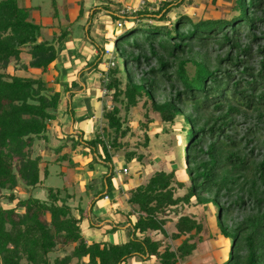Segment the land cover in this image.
<instances>
[{
  "label": "trees",
  "instance_id": "1",
  "mask_svg": "<svg viewBox=\"0 0 264 264\" xmlns=\"http://www.w3.org/2000/svg\"><path fill=\"white\" fill-rule=\"evenodd\" d=\"M217 1L209 0V4L214 6ZM230 1L232 13L227 17H199L193 21L187 15H176L167 25H148L145 21H166L169 12L184 0H160L153 12L147 7L122 16L117 14L119 9L109 8L108 1L88 11L86 27L81 29L97 55L78 73L86 69L98 71L97 66L103 63L105 50L88 35L91 17L102 12L124 25L133 24L115 39L122 68L112 65L98 72L100 90L110 94L111 108L103 104L100 115L108 131L94 134L89 140H83L79 132L69 145L71 151L76 147L87 149L92 156L89 159L104 164L101 187L106 191L113 174L114 155L122 154L125 163L135 161L148 167L147 175L141 176V182L128 192L126 216H134V222L130 224L127 218V238L120 244L87 242L79 229L85 212L71 205L72 195L65 187L45 185V180L53 175L55 163L71 164L69 154L62 153L49 161L32 153L35 141H47L49 122L55 119L61 94L70 93L68 87L54 91L40 76L21 77L4 72L11 61L13 68L45 72L57 58L55 45L62 43L67 32L60 30L50 40H39V25L33 22L30 8L15 0L0 1V199L11 204L0 205V264H124L131 259L180 264L195 249L193 239L202 229L201 223L185 211L192 203L211 205L215 210L219 237L228 241L226 258L220 264H264V207L255 189L257 179L264 182V160L257 164L247 160L234 149L235 142L223 135V128L232 124L234 115L246 116V111H253L258 119L264 117V20L257 17L264 8V0ZM79 4L80 17L83 9ZM51 6L55 11L54 0ZM259 29H263L260 36L256 35ZM209 45L226 50L225 58L217 57L215 67L205 59H191L194 71L188 74L179 59L181 55L189 53L193 46L207 49ZM23 49L28 56L26 64L19 60ZM151 60L155 62L153 67L149 66ZM143 63L147 69L135 79L136 69ZM54 81L58 84L57 78ZM165 88L168 94L156 100ZM140 101L141 107L149 105L162 125H173L177 117L182 120L184 148L179 167L188 180L187 186L181 176L177 179V167H152L144 151L124 148L126 143L121 140L130 129L122 128L124 118L120 119L119 113L126 114ZM63 106L65 113L70 114L68 99ZM214 112L223 115L213 118ZM143 116L144 124L139 127L147 128L151 121L147 112ZM210 120L212 125L208 126ZM141 146H147L146 135ZM63 148L59 145L54 151L59 153ZM59 171L58 175H62V169ZM249 173L252 177L246 180ZM242 182L248 185V200L252 199L247 204L249 211L242 208L245 201L238 195L221 205L220 194L228 195L234 186L241 189ZM20 189L27 192L25 197H18ZM40 189L45 192L43 200L32 193ZM177 191L182 193L178 195ZM74 210L78 212L77 218ZM178 210L182 212L172 222L173 231L167 233V224L171 223L167 214L177 215ZM237 210L246 213L232 219ZM178 239L181 241L174 247L167 242ZM58 246L70 247V252L50 260L49 255Z\"/></svg>",
  "mask_w": 264,
  "mask_h": 264
},
{
  "label": "rangeland",
  "instance_id": "2",
  "mask_svg": "<svg viewBox=\"0 0 264 264\" xmlns=\"http://www.w3.org/2000/svg\"><path fill=\"white\" fill-rule=\"evenodd\" d=\"M1 1V0H0ZM17 4L25 7L32 8V11L35 10L37 12L38 19H42L45 24L49 23L51 20H53V23H55L57 20L62 18H69L70 10L72 6H80L79 1L77 0H54L55 5H57V8L52 9L51 1L52 0H15ZM103 2V0H100ZM135 0H108L109 8L110 9H125V8H140L139 1L137 0L136 5H133ZM144 4L141 7L147 8L150 12H153L156 10V7L160 0H143ZM174 1V0H171ZM148 3V5H146ZM97 3H94V6H96ZM106 5V4H103ZM232 1H221L218 0L216 2V5L209 4V0H184V2L178 6L176 9H173L169 12L167 15L166 21H152L147 20L145 21L148 25H167L172 23L175 20L176 15H187L190 17L193 21L197 20L199 17L209 18L214 17L216 19L227 17L229 14H231V8ZM133 7V8H132ZM91 9V7L89 8ZM89 9L85 14L88 13ZM139 9V10H141ZM129 13V12H128ZM54 14V15H53ZM98 13H96L97 15ZM36 15V14H35ZM95 15V16H96ZM99 16H103L102 14ZM257 17L259 19L264 20V8L257 13ZM85 19V18H84ZM83 17L77 16L75 23L74 21L71 22L73 25V31H75V34L72 31L73 36L80 35L81 39L83 40V43H87L89 46L92 47V49L95 51V55L93 57H89L86 61V63L91 62L97 55L96 49L92 46V44L86 39V36L84 35V32H82L81 27L85 26ZM94 19V18H93ZM97 19V18H96ZM48 20V22H47ZM95 20V19H94ZM99 21V20H98ZM95 21L92 20V24ZM116 20L112 19L109 15H105L104 22L101 23L102 28L108 33V36H106L105 39H103L101 42L97 43L99 48H102L103 50L109 51V54L103 55L101 57V61L104 62L106 59H109L106 61L107 64L111 63L114 66H117L119 68H122V63L120 60V57L118 53L116 52L115 48V39L122 34V32L125 30L124 28L128 26L133 25L132 23H128L123 25V28H117L115 26ZM126 23V22H125ZM86 27V26H85ZM89 27V26H88ZM92 27H89L88 35L91 39L92 38ZM263 31L259 29V31L256 32V35L260 36V33ZM52 37V34H51ZM261 44V43H260ZM262 46V44L260 45ZM26 49L21 50L20 54V62L22 64H26L28 61V56L26 55ZM226 50L219 49L216 46L209 45L207 49H200L197 47H191V50L189 53H185L181 55L179 58L181 61H183V68L187 71L188 74H193L194 66L190 62L191 59L199 60L203 62V59L207 60L210 66L215 67L216 62L215 59L217 57L223 59L225 58ZM255 61V58H253L250 62L253 63ZM105 63V64H106ZM150 67H153L155 62L153 60L149 61ZM129 69L133 71L132 65L128 62ZM13 62L6 67L4 70L5 73L9 75H16L21 77H38L40 76L44 81L47 83V87L50 90L56 89V84L54 79L58 77L55 75V71L52 68H49L41 73L38 71H34L31 69L22 70L17 66L16 68H13ZM98 68V67H97ZM107 68V67H106ZM222 68V67H221ZM145 64H140L138 69H136V73L134 74V78L136 79L140 75V71L146 70ZM220 69V67H219ZM93 70L94 69H90ZM92 73V72H91ZM90 73V74H91ZM76 77V76H75ZM73 83L77 84L78 80L77 78H72V81L70 83H66L68 86V89H70L73 85ZM58 85L61 86L60 81L58 79ZM78 85V84H77ZM63 86V85H62ZM60 91V90H58ZM73 92V90H71ZM69 93L68 96L71 99V102L69 101V110H71V113H68L69 119L75 120L76 113H75V100H74V93ZM162 94L159 97H156V100L160 101L165 95L168 94V89H164ZM172 92H169L171 94ZM63 97L64 94H61ZM99 96L105 100V102L102 103L106 105L107 109L111 108V100H110V94L107 93L106 95L101 94V90L99 93ZM142 101V100H141ZM141 101L138 103V105L135 108H131L126 114H124L122 111L119 113L120 119L124 118V121H122V128L128 127L130 129V132H128L124 138H122L121 142L126 143L125 149L126 150H141L145 153V159H148L150 161H154V166L162 168L164 170H170L172 168L177 167L178 170L176 172L177 179H182L185 182V185H188V180L185 179L183 171L181 170L182 167H179V164L181 163L182 159V152L184 148V142L183 137L184 133L181 129L182 126V120L177 117L173 123V125L168 124H161L159 122L158 116L155 113H152L149 110V105L146 107H141ZM119 106V105H117ZM96 111H95V119L93 122V126L95 127V133L97 135L104 134L107 132L106 123L104 120H102L98 114H99V103L96 104ZM147 112V119L151 122H149L147 125V128H141L139 127L140 123L144 124L145 118L143 116V113ZM261 112L264 114V111L261 110ZM257 112L253 111H246V116L243 115H234L232 116V124L223 128V135H227L229 139H231L233 142H235L234 149L238 150L241 155H245L247 157V160L254 162L255 164L260 163L262 160H264V117L258 119L256 116ZM101 115V114H100ZM223 115L222 112H214L211 113V117L217 118L219 116ZM223 118L217 120L216 124H221V120ZM53 121V120H52ZM50 121L49 127L50 129H53L56 127V125ZM56 121V120H55ZM85 124H82L79 126L80 131H84ZM212 125V121H209L208 126ZM103 131V132H102ZM94 134L89 137V139L94 138ZM147 136V146L143 147L141 146L143 142V136ZM222 135V137H223ZM83 139V138H82ZM88 139V140H89ZM84 140V139H83ZM58 140H53L50 144L51 147L48 149V151H45V148L43 146V143H40L38 141H35L32 146V153L33 154H39L42 155L43 158H47L49 161H53L56 157L62 155L61 152L56 153L52 152V148L54 149L56 145H62L61 142H57ZM145 148V149H143ZM81 147H77L74 151L69 150V147H66V149L63 151L64 153L69 154L73 159L70 160V165L68 166L66 164V161L60 162L59 164L55 163L56 166H53L52 173L53 175L49 176L45 180V185L62 188L65 187L66 191L72 195L71 199V205L78 206L80 210L85 212L87 214L89 212V208L91 204H96V202L102 203V193L108 192L111 194L112 185L110 183L109 179V187L108 191H106L101 187L102 185V176L96 177L97 172L101 170V164L97 162V159L88 160L92 156L88 152H82ZM87 150V149H86ZM109 151H111L109 149ZM97 153L99 154V149L97 150ZM111 153V152H110ZM118 155V154H117ZM120 157H122V154H119ZM70 157V158H71ZM85 157L86 160H85ZM90 161V162H89ZM93 165H98V169L96 170L93 175V177L90 180H86L87 176L84 175V172H87L88 169H93ZM129 165V164H128ZM130 166V165H129ZM59 169H62L63 174L58 175ZM264 169V165H263ZM133 171V170H132ZM132 171H129V174L133 173ZM57 173V174H56ZM249 180L252 175L249 173L247 175ZM258 176V175H257ZM256 176V178H257ZM264 177V174H263ZM101 182V185L99 184ZM99 184V186H98ZM98 186V188H97ZM97 190L95 191V189ZM234 189L230 190L229 196L224 195L221 196L220 194V203L221 205H226L229 203V201H232L235 196L243 197V200L245 201V204L242 208H247L248 210L249 206L247 204H250V201L252 199L248 200L247 198V190L248 185H244L242 182L241 189H238L236 186L233 187ZM256 196L257 199L262 200L261 207H264V182L256 180ZM93 190L94 194L90 197V191ZM37 191V190H36ZM33 196L37 199L43 200L45 199V194H42V191L38 192H32ZM182 191H177V194L180 195ZM97 194V195H96ZM223 194V193H222ZM18 197H25L27 195V192L24 190L18 191ZM194 201V200H193ZM252 203V202H251ZM0 205L2 207H10L11 204L6 202L4 199H0ZM179 211V210H178ZM186 213L192 215L195 220H197L199 223H201V232L198 235L197 238L193 239V242L195 243V249L192 251L191 255L184 260L180 264H220L221 261L225 260L226 253L228 250V241H224L219 237L218 231L215 226V210L211 205H196L192 203L191 205L187 206L185 209ZM249 211V210H248ZM182 211H179L177 215H173L171 212H169L167 215L170 219L166 227L167 233H170L173 231L172 228V222L176 219V217L181 214ZM246 213L245 211H234L231 215L232 219L239 218L241 214ZM75 216V215H74ZM156 236V235H155ZM159 237V235H158ZM180 239L176 241H169L167 242L174 247L175 245L180 243ZM165 242V241H164ZM70 252V247H60L58 246L54 253L49 255V259L52 260L55 256H61L63 254H67ZM124 264H156L154 259H151L147 261L146 263H142V261L137 259H131L129 261H126ZM179 264V263H177Z\"/></svg>",
  "mask_w": 264,
  "mask_h": 264
},
{
  "label": "crops",
  "instance_id": "3",
  "mask_svg": "<svg viewBox=\"0 0 264 264\" xmlns=\"http://www.w3.org/2000/svg\"><path fill=\"white\" fill-rule=\"evenodd\" d=\"M77 1H79L82 5L83 11L81 17L86 19L88 17V13H85L90 7H94V3H97V5H103L108 0H103V2L100 0ZM133 2V5H136L137 0ZM55 8H57V5H55ZM78 11L79 6H72L69 18L59 19L55 23H53V20H51L49 23L45 24L42 19H38L37 12L35 10L32 11V8L30 9V16L33 22L39 25V40H50L51 34H56L60 30L67 32V36L63 39L62 43L55 45V48L58 51L57 58L49 66V68H52L55 71V75L58 77L61 86L63 85L68 87L66 83H70L73 77L77 78L78 80V85H73L72 83L71 85L73 86L69 89V92L73 90L71 93H74L75 97V120L71 121V119H69L68 115L65 113L63 106L64 101L68 99L71 102L70 97L65 93V96H62L59 102L58 109L55 113V119L52 121L56 127L53 129H50V127L47 128V141L45 144L43 143L47 146V148H50L52 141L58 140L57 142H61L60 144L64 146V148L60 151L61 154L64 153L63 151L66 149V147H69L72 141L76 140L77 133H82V138L84 140H88L89 137L95 133V127L91 122H93L96 117V104L99 103L98 116L100 117L101 106L102 103L105 102V100L99 96L100 76L98 72L106 69L105 63L108 59L97 66L98 71L86 69L83 72L78 73L80 68L86 64L87 59L95 55V51L92 49V47L87 43H83V40L79 34L77 36L72 35L75 34V31H73L74 28L71 22L74 21L73 23H75ZM99 14L101 15L102 12L98 13L97 15L95 14L96 16L94 15L88 20L91 23L92 38L96 44L108 36L106 29L104 30L102 28L103 24H101L104 22L105 15L102 14L103 16H99ZM92 20L95 21L93 24ZM81 30L82 32L84 31L83 29ZM72 31L74 33H72ZM61 86L56 84V89L54 91L60 90ZM82 124H85L84 131L79 130V126ZM40 143H42V141ZM57 146L59 145H56V147ZM54 149L52 148V152H55ZM45 151L48 150L45 149ZM81 151L87 152L85 148H82ZM86 158L87 157H85V160ZM70 159L72 160L73 158L71 157ZM97 162L101 164V170L99 171L98 165H93V169H88L87 172H84V175L87 176L86 180H90L94 176L93 174L97 172V169L99 172H97L98 174L96 177H100L105 173L106 167L104 164L98 159ZM111 162L113 167V174L110 178V183L112 185L111 194L108 192L102 193V203H100L101 201L96 202V204L93 203L91 208H89V212L84 215V218L79 223L80 232L87 242H105L109 244L123 243L127 238V229H129L130 224L134 222V216H126V213L129 209L126 204V198L128 196L129 190L141 182L140 177H145L147 175L148 167L141 166L135 161L125 163L123 158L119 155H114L111 158ZM152 167H155L154 161H152ZM122 169L126 170L125 174L121 172ZM129 171H132L133 173L129 174ZM99 184L101 185V182ZM97 188L95 189L94 187L95 191ZM39 191H42L43 195L45 194L43 189H40ZM93 194L94 191L91 190L89 196L91 197ZM104 196H107V199H104ZM77 213V211H73V214L76 218L78 217ZM127 218L129 219L130 224L127 223Z\"/></svg>",
  "mask_w": 264,
  "mask_h": 264
},
{
  "label": "built area",
  "instance_id": "4",
  "mask_svg": "<svg viewBox=\"0 0 264 264\" xmlns=\"http://www.w3.org/2000/svg\"><path fill=\"white\" fill-rule=\"evenodd\" d=\"M143 4H144V1H143V0H140V1H139L140 8L138 7V8L131 9V8H128V7H127V8H125V9H120L119 11H117V14H118L119 16H122V15H124V14H133L134 12L138 11L139 9H141V7L143 6ZM128 12H129V13H128ZM123 25H124V22L121 21V20H118V21H116V23H115V26H116L117 28H121ZM104 54L108 55V54H109V51L105 50ZM109 59H110V58H109ZM109 59H108V60H109ZM112 65H113L112 62L109 63V64L106 63V67H107V66L109 67V66H112ZM101 94H102V95H106V94H107L106 90L102 89V90H101ZM121 172H122L123 174H125V173H126V170H125V169H122ZM103 198H104V199H107V196H104Z\"/></svg>",
  "mask_w": 264,
  "mask_h": 264
}]
</instances>
